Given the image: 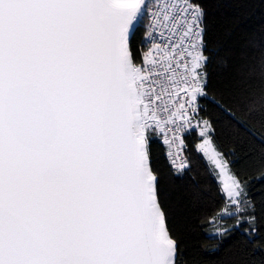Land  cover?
<instances>
[{
    "label": "snow or ice",
    "instance_id": "6c2138e0",
    "mask_svg": "<svg viewBox=\"0 0 264 264\" xmlns=\"http://www.w3.org/2000/svg\"><path fill=\"white\" fill-rule=\"evenodd\" d=\"M204 17L201 0H0V264H178L151 140H179L166 155L181 178L191 129L221 174L230 163L196 119L201 101L224 111L209 94ZM228 179L209 223L247 224L264 250L248 181Z\"/></svg>",
    "mask_w": 264,
    "mask_h": 264
},
{
    "label": "trees",
    "instance_id": "16d2710c",
    "mask_svg": "<svg viewBox=\"0 0 264 264\" xmlns=\"http://www.w3.org/2000/svg\"><path fill=\"white\" fill-rule=\"evenodd\" d=\"M201 4L207 51L212 55L209 94L224 111L201 101L196 118L214 125L230 172L248 181L257 206V227L264 235V78L259 73L264 58V0H201ZM143 34L141 25L132 31L134 50L142 47ZM183 137L187 145L183 158L191 163L183 178L173 174L161 137L154 136L150 144L152 166L159 174V203L179 245L178 264H262L264 250H252L244 234L247 224L233 229L235 219L228 216L209 223V217L224 206L225 196L214 169L196 149L201 142L197 130ZM222 229L233 230L223 237L215 235Z\"/></svg>",
    "mask_w": 264,
    "mask_h": 264
},
{
    "label": "built area",
    "instance_id": "2783aa9c",
    "mask_svg": "<svg viewBox=\"0 0 264 264\" xmlns=\"http://www.w3.org/2000/svg\"><path fill=\"white\" fill-rule=\"evenodd\" d=\"M139 25H140V24H139ZM141 26L143 27V23H141ZM143 29H144V27H143ZM143 39H144V34H143V36H142V42H143ZM142 46H143V44H142ZM196 119H197V118H196ZM193 123H196V120H193ZM193 130H195V129H191V130L185 131V132L183 133V135H185V134H189V133L192 132ZM165 131L168 132V138H169V140H171V139H172V133H171V130H170V129H166ZM160 137H161V140H162V142H163V141H164V137H163L162 135H161ZM163 143H164V142H163ZM164 145H165V147H166V153H171L172 155H175V153H176L177 151H179V140H176V142H175L174 144L166 145V144L164 143ZM167 157H168V159L170 158L169 155H167ZM183 161H184V158H183V154L181 153L179 159L177 160V167H179V165L182 164Z\"/></svg>",
    "mask_w": 264,
    "mask_h": 264
},
{
    "label": "rangeland",
    "instance_id": "374dc122",
    "mask_svg": "<svg viewBox=\"0 0 264 264\" xmlns=\"http://www.w3.org/2000/svg\"><path fill=\"white\" fill-rule=\"evenodd\" d=\"M139 24L141 25V23H137V25H139ZM134 28L132 30H134ZM204 158H205V156H204ZM221 160H222V162H226V160L222 156H221ZM206 161L209 163V165L211 166V168L214 169V171L216 173V176H217V180H218V182L220 184V187L222 189L224 183L230 182L229 179H228V177L231 175V172H230L228 163H227V167L225 168L224 174H221L220 170L219 169H216L215 168V165L212 164V162H211V153L210 152H209V158L206 159ZM223 194H224L225 199H226V193L223 192Z\"/></svg>",
    "mask_w": 264,
    "mask_h": 264
},
{
    "label": "water",
    "instance_id": "95a60500",
    "mask_svg": "<svg viewBox=\"0 0 264 264\" xmlns=\"http://www.w3.org/2000/svg\"><path fill=\"white\" fill-rule=\"evenodd\" d=\"M133 31V30H132Z\"/></svg>",
    "mask_w": 264,
    "mask_h": 264
}]
</instances>
